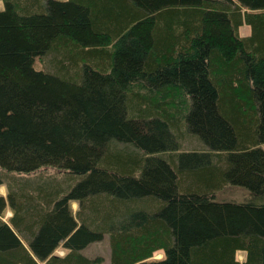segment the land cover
Returning <instances> with one entry per match:
<instances>
[{"label":"trees","instance_id":"trees-1","mask_svg":"<svg viewBox=\"0 0 264 264\" xmlns=\"http://www.w3.org/2000/svg\"><path fill=\"white\" fill-rule=\"evenodd\" d=\"M0 3V264H264V0Z\"/></svg>","mask_w":264,"mask_h":264},{"label":"rangeland","instance_id":"rangeland-1","mask_svg":"<svg viewBox=\"0 0 264 264\" xmlns=\"http://www.w3.org/2000/svg\"><path fill=\"white\" fill-rule=\"evenodd\" d=\"M0 8H2V3H0ZM242 34L247 35L249 33V28L247 26H244L242 28ZM54 59V54L50 53L44 57H38L35 59V67L37 69L41 70H53L52 66V60ZM185 149L182 147V150L179 152H192V150L202 151L204 150L205 144L202 143L197 137H193V140L191 141V144L188 145L187 141L184 143ZM191 149V150H189ZM212 165L215 166V163L213 162ZM14 177H20L16 178L21 181V184H24L25 180L32 179L31 177L35 178V182L37 184L39 183V178H45L46 184L54 186V183L58 182L64 189H66V192L74 185H76L80 178L72 176L69 173L60 172L58 170L53 169L52 167L45 168L41 171H38L37 173H34L33 175H25L20 173H13ZM25 176V178H23ZM27 176V177H26ZM8 179V178H7ZM10 181V178H9ZM1 190L5 192V187H2ZM246 193V190L242 187L235 186L233 184H227L226 187L220 190V192L217 193V200L218 201H243L244 195ZM74 211H77L79 209V205L77 203L73 204ZM86 254H88L91 257L101 256L103 257L104 261L101 264H108L110 260L111 255V247L109 243L108 236H104L103 240L98 241L94 244H91L88 248L84 250ZM64 251L62 249H59L57 251V254L62 255ZM163 255L157 254L155 258L159 259L162 258ZM244 255L240 254L239 258L243 259Z\"/></svg>","mask_w":264,"mask_h":264},{"label":"crops","instance_id":"crops-1","mask_svg":"<svg viewBox=\"0 0 264 264\" xmlns=\"http://www.w3.org/2000/svg\"><path fill=\"white\" fill-rule=\"evenodd\" d=\"M2 187H5L4 185L0 186V195L3 196L4 198L7 197V190L5 188V192H3L1 190ZM13 216V212L11 209H9L8 207L5 208V210L3 211V213L0 214V221L1 222H5L8 223L9 219Z\"/></svg>","mask_w":264,"mask_h":264}]
</instances>
